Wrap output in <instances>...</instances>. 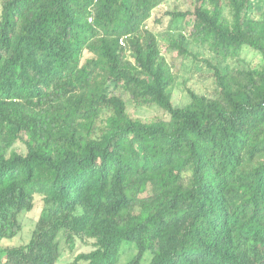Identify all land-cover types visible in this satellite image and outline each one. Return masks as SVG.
Segmentation results:
<instances>
[{"label":"trees","instance_id":"1","mask_svg":"<svg viewBox=\"0 0 264 264\" xmlns=\"http://www.w3.org/2000/svg\"><path fill=\"white\" fill-rule=\"evenodd\" d=\"M167 1L1 0L0 243L38 214L0 264H57L77 240L92 249L69 264H264V14L251 0L165 13L217 59L187 51L183 31L170 40L215 87L176 106L147 26ZM243 49L257 67L220 68Z\"/></svg>","mask_w":264,"mask_h":264},{"label":"rangeland","instance_id":"2","mask_svg":"<svg viewBox=\"0 0 264 264\" xmlns=\"http://www.w3.org/2000/svg\"><path fill=\"white\" fill-rule=\"evenodd\" d=\"M194 0H168L164 5L157 8L151 15V18L147 22V26L157 36V40L162 51V55L166 58L172 67L173 73L178 76L177 85L173 92V103L176 106H182L186 104L189 99L186 93V89H192L199 95L211 96L214 93V83L211 70H209L202 62H193L191 57L178 56L176 50L169 47L170 40H177L179 36L185 34V45L187 51L195 54L199 59H207L211 63L217 62V59L206 48L200 47L192 42L187 36L191 27H187L186 31H183L182 22L176 21L174 25L167 29L168 17L165 13L172 11L174 7L180 11H186L192 9ZM252 8L249 12L250 16L254 19H261L264 14V0H251ZM1 3V0H0ZM225 16L228 19V10L225 11ZM158 20L159 22H155ZM183 31V32H182ZM260 56L251 50L243 49L238 58H228L218 62L221 69H230L233 67H257L260 64ZM124 98L127 100V94H124ZM128 112L132 116H140L144 119H150L154 116H160L161 111L156 108H138L132 104L128 105ZM38 211L29 213L21 217L22 219V232L17 237L11 240H3L0 243V248L12 247L22 245L28 242L30 234L35 226V219ZM92 249L91 241H76L73 250H65L57 264H69L73 258L79 253H87ZM129 256L123 255L120 264H124ZM140 264H147V260L144 259Z\"/></svg>","mask_w":264,"mask_h":264}]
</instances>
